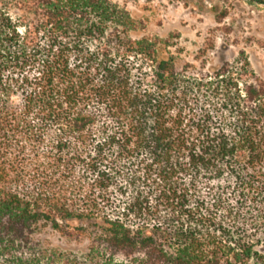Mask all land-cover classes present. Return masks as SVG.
Listing matches in <instances>:
<instances>
[{
	"label": "trees",
	"instance_id": "16d2710c",
	"mask_svg": "<svg viewBox=\"0 0 264 264\" xmlns=\"http://www.w3.org/2000/svg\"><path fill=\"white\" fill-rule=\"evenodd\" d=\"M132 29L108 0H0V264H264V80Z\"/></svg>",
	"mask_w": 264,
	"mask_h": 264
},
{
	"label": "rangeland",
	"instance_id": "374dc122",
	"mask_svg": "<svg viewBox=\"0 0 264 264\" xmlns=\"http://www.w3.org/2000/svg\"><path fill=\"white\" fill-rule=\"evenodd\" d=\"M108 1L129 14L130 36L160 40L159 56H172L177 70L199 72L228 63L245 70L250 79L264 80V6L236 0ZM37 236L62 249L84 247L67 243L48 228Z\"/></svg>",
	"mask_w": 264,
	"mask_h": 264
}]
</instances>
